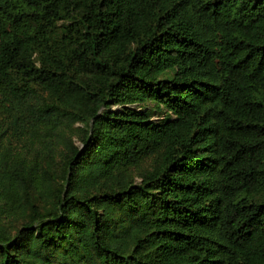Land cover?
Instances as JSON below:
<instances>
[{
    "label": "trees",
    "instance_id": "16d2710c",
    "mask_svg": "<svg viewBox=\"0 0 264 264\" xmlns=\"http://www.w3.org/2000/svg\"><path fill=\"white\" fill-rule=\"evenodd\" d=\"M0 264H264V0H0Z\"/></svg>",
    "mask_w": 264,
    "mask_h": 264
},
{
    "label": "rangeland",
    "instance_id": "374dc122",
    "mask_svg": "<svg viewBox=\"0 0 264 264\" xmlns=\"http://www.w3.org/2000/svg\"><path fill=\"white\" fill-rule=\"evenodd\" d=\"M113 107H115V106H113ZM143 108H146L149 111H151L152 119H157V118H160L162 116L161 111L158 112V110H155L154 105L150 102H146L143 105ZM75 143H79V141H75Z\"/></svg>",
    "mask_w": 264,
    "mask_h": 264
}]
</instances>
